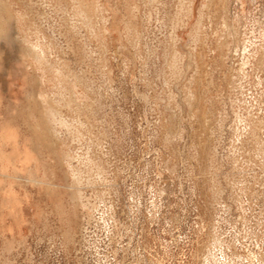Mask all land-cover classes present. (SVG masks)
Wrapping results in <instances>:
<instances>
[{"label": "rangeland", "instance_id": "374dc122", "mask_svg": "<svg viewBox=\"0 0 264 264\" xmlns=\"http://www.w3.org/2000/svg\"><path fill=\"white\" fill-rule=\"evenodd\" d=\"M0 264H264V0H0Z\"/></svg>", "mask_w": 264, "mask_h": 264}]
</instances>
